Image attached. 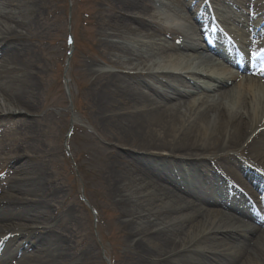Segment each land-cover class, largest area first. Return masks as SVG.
I'll list each match as a JSON object with an SVG mask.
<instances>
[{
  "label": "bare ground",
  "instance_id": "bare-ground-1",
  "mask_svg": "<svg viewBox=\"0 0 264 264\" xmlns=\"http://www.w3.org/2000/svg\"><path fill=\"white\" fill-rule=\"evenodd\" d=\"M165 1L167 4L158 0H101L110 8L108 17L99 12L101 18L95 24L103 43L101 57L118 72L94 74L88 70L93 61L84 63L86 71L91 73L87 74L89 81L83 96L87 98V111L93 110V118L104 126L114 125L132 138L131 142L138 140L154 149L169 151L167 156L112 157L123 161L124 169L113 165L112 170L109 167L106 172L113 185L111 194L119 199L124 217L130 219L129 243L140 256L135 262L264 264V224H259L252 206L264 207V58H257L251 67L232 65L235 61L224 55L204 33L202 35L204 19L196 11L188 10L190 6L203 8L205 0ZM35 4L33 0L30 3L21 0L18 5L15 0H0V21L26 31L35 25L36 15L32 11ZM154 6L173 13L171 19L179 24V32L173 36L182 33V42L168 46L158 43V38L168 37L170 33L155 22ZM251 8L250 20L245 18L244 12L238 16L237 11H226V19L240 26L245 20L252 22L264 17V3ZM181 9L186 10L184 17L178 12ZM186 19L195 23L200 39L188 34L183 24ZM251 26L253 39L247 45H254L249 50L264 47V21L260 26L257 21ZM236 35L243 39L248 33L241 31ZM127 36H141L153 42H138L135 47H127L109 41ZM26 39L21 31L0 27V96L4 101L0 102V121L28 132L30 138L22 141L25 146L29 144L27 141L37 143V129L32 119L22 113L37 114L39 95L33 82L36 74L30 70L32 57L23 61L30 51L28 43L24 42ZM107 51L124 58L126 63L140 65L157 57H163L166 63L142 68L136 75L133 69L126 71L117 61L105 58ZM184 58H195L209 70L193 71L178 62ZM15 62L19 68L6 67ZM162 68H168L166 75L170 77L200 76L206 84L190 85L183 81L180 89L171 87L169 92H159L145 79L154 77L148 72L150 69ZM161 86L168 84L161 82ZM232 152L241 154L243 159H237ZM207 156L212 157V162ZM14 162L13 168L10 167L13 173L19 171L25 175L30 167L28 162L18 164V159ZM34 176L35 185H27V188L29 192L40 194L41 203L28 204L33 210L32 216L26 218L49 223L50 219H45L48 217L45 175L37 172ZM228 177L233 178L242 191L228 184ZM11 189H18L16 183ZM5 202H0V207ZM154 202L159 204L152 208ZM131 204L136 206L134 211L129 209ZM3 210L11 211L12 207L5 204ZM135 216L140 219L134 220ZM52 232L37 237L32 232L20 233L7 240L8 246L23 253L17 264H47V261L62 264L69 260L67 243ZM31 246L35 250L27 256ZM155 247L163 251H154ZM5 255L6 249L0 245V264L10 263Z\"/></svg>",
  "mask_w": 264,
  "mask_h": 264
},
{
  "label": "rangeland",
  "instance_id": "rangeland-1",
  "mask_svg": "<svg viewBox=\"0 0 264 264\" xmlns=\"http://www.w3.org/2000/svg\"><path fill=\"white\" fill-rule=\"evenodd\" d=\"M15 1L17 5L18 2L21 3V0ZM28 1L30 3L31 0ZM33 1L36 2V6L32 8L36 15L35 25L26 31L15 28L12 23L0 21V27L21 31L27 38L24 42L28 43L30 51L23 61H28L32 57L30 70L36 74L33 82L36 83L39 94L37 114L26 111L22 113L35 123L36 144L27 141L29 144L25 146V142L22 141L30 138L28 132L19 129L18 125L16 127L0 121V202L13 201L11 204L5 202L1 205L2 208L0 207V245L4 250L6 249L5 257L9 262L17 264L23 253L15 251L14 246H8L7 240L20 236V233L32 232L37 237L53 231L61 236L69 247V260H65L62 264H136L135 260L140 256L129 243L130 219L124 217L118 205L119 199L111 194L113 185L108 180L106 172L109 171V167L112 170L113 165L116 169H124L123 161H115L112 157L121 155L125 159V155L130 154L144 157L152 154L167 156L169 151L154 149L138 140L131 142L132 138L126 137L114 125L104 126L97 122L91 114L93 110L90 112L86 109L87 98L83 96V91L89 81L87 74L118 72L117 68L106 64L102 59L103 43L95 27L100 17L99 12L105 17L109 16V5L102 3L101 0ZM158 1L167 4L165 0ZM206 2L204 4H207L206 9L214 5L219 20L225 26L224 29L234 33L241 31L246 33L251 29L253 21L262 22L264 18L248 21L251 19L252 5L262 4L264 0H207ZM198 9L199 7L195 9L191 6L188 8L190 13ZM226 11H237L238 16L240 12H244L248 20L240 26L231 24L226 19ZM178 12L183 17L184 14L186 15L185 9ZM172 14L162 7L154 6L155 22L170 33L168 37L158 38L160 45L168 46L182 42V33L173 36V33L179 30V24L171 19ZM183 24L190 36L200 39L192 20L186 19ZM109 41L122 46L135 47L138 42L150 43L153 39L127 36L121 39L111 38ZM107 52L105 58L117 61L126 71L133 69L132 72L136 75L142 68L162 66L166 63L163 57H157L140 65L136 62L126 63L124 58L113 52ZM91 60L94 64L88 68L91 72H87L84 63ZM178 62L184 63L193 71L209 70L206 64L200 65L195 58L179 59ZM16 63H8L6 67L19 68V64ZM148 72L153 73L154 77L146 78V82L159 92H169L171 87L180 89L183 81L190 82V85L206 84L200 76L190 77L183 74L182 79L170 77L166 75L168 68L150 69ZM245 73L249 76L248 72ZM161 82L167 83L169 87L161 86ZM0 102L4 103L1 96ZM232 154L237 159H243V156L237 152ZM16 159L18 164L25 160L28 162L30 167L27 174L23 175L19 171L14 174L10 169L13 168ZM207 159L212 162L211 156H207ZM117 164L121 167H117ZM37 172H43L45 175L44 196L48 211V217L46 216L45 219L49 218V223L26 218L32 216L33 210L27 205L41 203L40 194L29 192L27 188V185L31 187L35 185L32 183V177H35L34 174ZM228 180L237 184L231 177ZM14 183L18 186L16 190L11 189ZM10 197H13V200ZM5 204L11 206L12 210L5 212L3 210ZM154 204L159 203H152V208L155 207ZM255 208L260 214V207ZM129 209L134 211L136 206L131 204ZM260 215L259 224H264V217ZM136 219L140 218L135 216L134 220ZM262 227L264 228V225ZM33 250L35 249L31 246L26 255L30 256L29 252L32 253ZM154 251L162 252L163 248L155 247ZM14 253L17 257L13 259ZM85 253L86 256L83 257ZM206 256H209L207 252ZM47 264L50 263L47 261Z\"/></svg>",
  "mask_w": 264,
  "mask_h": 264
}]
</instances>
